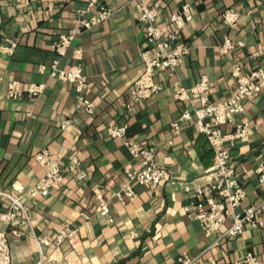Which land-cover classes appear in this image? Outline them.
<instances>
[{
  "label": "crops",
  "instance_id": "0c3cea01",
  "mask_svg": "<svg viewBox=\"0 0 264 264\" xmlns=\"http://www.w3.org/2000/svg\"><path fill=\"white\" fill-rule=\"evenodd\" d=\"M88 1L0 0V188L12 191L18 183L27 191L35 186L47 172L35 157L44 148L65 170L49 195L26 196L32 226L0 225L8 235L12 264H36L41 256L52 264H174L182 252L197 257L199 264H233L248 252L264 262V213L256 227L247 224L242 234L218 245H213L217 235L207 236L186 214L185 207L199 200L195 187L215 164L214 151L194 120L179 133L172 128L190 103L175 98L178 85L189 88L207 75L213 82L211 99L223 101L236 90L235 65L243 73L264 65V0H146L159 4L161 25L187 2L194 17L178 41L189 46L185 62L175 75L159 72L163 89L139 103L133 102L131 92L144 69L141 53L149 46L140 0H101L114 14L77 34L59 61L60 67H70L74 50L83 48L89 80L85 96L94 103V112L87 114L78 106L75 84L50 77V71L58 57L53 44L79 26L76 12ZM228 7L241 13L233 26L222 20ZM226 37L234 48H223ZM11 81H20L25 89L36 82L47 86L37 97L24 91L13 99L6 94ZM244 106L245 111L222 127L230 132L246 123L252 129L230 144L247 195L242 208L264 199L257 173L264 163V90ZM65 120L71 124L63 128ZM124 124L132 141L155 149L156 162L167 168L169 179L158 186L135 183L133 199L123 202L116 193L124 185L125 169L141 165L124 140L108 131ZM72 156L87 171L85 178L68 170ZM96 189L108 201L114 221L96 213ZM5 204L0 200V209ZM66 224L77 228L72 240L38 244L44 237L53 243Z\"/></svg>",
  "mask_w": 264,
  "mask_h": 264
},
{
  "label": "built area",
  "instance_id": "2783aa9c",
  "mask_svg": "<svg viewBox=\"0 0 264 264\" xmlns=\"http://www.w3.org/2000/svg\"><path fill=\"white\" fill-rule=\"evenodd\" d=\"M95 9V13L92 11ZM140 21L145 28V37L148 47L141 53L144 64L142 73L134 83L131 96L134 103L153 97L164 87L157 79L159 72L167 71L170 76L175 75L179 67L185 62L189 53V46L179 44V39L186 26L193 20L194 13L190 3H184L175 9L167 24L158 22L159 4L140 0ZM79 26L70 29L68 33L62 34L57 42L53 44L58 57L51 63L50 77L61 81L72 82L78 93V106L83 107L88 113L94 112L93 101L85 96L89 87L88 77L84 74V50L77 47L73 52V62L70 67H60V58L68 54L74 38L83 30L93 28L114 14L112 8L101 3V0H89L85 9L77 12ZM91 13L90 16L86 14ZM241 17V13L232 7L224 8L222 20L228 26L235 25ZM223 48L229 50L235 47V43L226 37ZM239 44L243 42L239 41ZM13 43L10 49H14ZM45 67L42 68L44 70ZM233 76L236 78V90L230 98L223 101L211 99L210 90L213 82L210 77L202 76V79L189 88L178 85L174 91L175 98L188 101L189 106L183 108L181 115L172 123V128L180 132L182 126L190 120H194L197 129L203 133L214 151L215 164L201 176L202 182L197 184L195 192L199 200L185 207L186 214L193 220H197L207 236L217 235L213 245H218L221 240L234 238L244 231L245 225L256 227L260 214L264 213V199L256 205L242 208L247 198L246 190L242 186L230 155V144L247 136L252 129L246 123L236 126L234 131H224V124L231 122L236 114L245 111L244 101L256 98L264 90V65L257 66L249 73H243L238 64L233 68ZM46 83H32L26 89L20 81H11L7 96L20 99L24 91L37 97L42 95L46 89ZM71 124V120H65L62 127ZM128 124L121 127H109L108 131L112 137L124 140L130 147L133 157L139 159L140 168L137 170L125 169V182L122 189L116 193L121 200L133 199L135 195L134 184L143 183L158 186L169 179L167 168L156 162V153L153 147L141 145L128 137ZM47 167V172L39 178L35 186L25 190L23 185L13 183V190L0 188V200L6 201V206L0 209V225H14L25 223L32 226V218L26 206V196L38 197L50 194L53 186L64 179L65 170L60 166L58 159L50 149L44 148L35 155ZM79 158L72 156L69 162V171L75 173L79 179L87 176V171L79 166ZM258 178L264 183V163L257 169ZM15 191V193L13 192ZM99 203L96 213L114 221L111 207L100 189L95 190ZM77 228L65 225L57 231L55 241L52 243L46 237L37 240L38 244L60 245L65 240H72ZM52 259L41 256L36 264H52ZM0 264H12V252L8 242V235L0 226ZM174 264H199L197 257H192L187 252H182ZM233 264H264L258 257L248 252Z\"/></svg>",
  "mask_w": 264,
  "mask_h": 264
}]
</instances>
